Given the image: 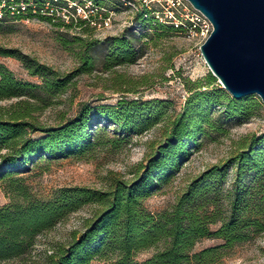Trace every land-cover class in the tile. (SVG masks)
I'll use <instances>...</instances> for the list:
<instances>
[{"label":"trees","instance_id":"1","mask_svg":"<svg viewBox=\"0 0 264 264\" xmlns=\"http://www.w3.org/2000/svg\"><path fill=\"white\" fill-rule=\"evenodd\" d=\"M3 1L7 6L28 5L24 14L12 16L6 11L3 17H38L84 33L91 27L87 19L66 23L45 14V0H0V5ZM92 1L103 7L102 0ZM56 5L68 4L60 0ZM153 12L145 8L138 16H145L157 28L167 27ZM72 43L78 46L80 64L70 73H61L18 49L0 47V58L19 60L27 73L40 81H21L0 62V101L16 99L9 107L0 108V181L12 199L0 207V262L26 255L39 235L88 205L96 206L92 217L68 244L48 257L49 264H216L237 245L264 233V132L242 143L224 163L193 178L170 209L154 214L144 204L190 159L201 138L227 135L222 120L247 119L263 107L254 96L233 99L214 85L217 78L211 74L187 87L191 94L184 107L164 126L163 140L149 144L146 161L133 168L131 179L111 172L106 189L68 186L55 189L47 200L33 196L22 173L37 160L90 161L97 148L118 150L129 143L130 134L140 135L165 120L161 101L121 97L115 105L83 104L74 117L57 126L33 121L36 112L68 92L76 77L95 70L92 52L99 44L108 50L103 61L108 72L136 62L127 30L103 41L74 37ZM72 43L65 41V48L72 51ZM104 124L115 126L113 135ZM204 239L219 243L195 251ZM150 250L154 252L149 258L137 259Z\"/></svg>","mask_w":264,"mask_h":264},{"label":"rangeland","instance_id":"2","mask_svg":"<svg viewBox=\"0 0 264 264\" xmlns=\"http://www.w3.org/2000/svg\"><path fill=\"white\" fill-rule=\"evenodd\" d=\"M68 1L67 4H74L73 0ZM102 1L103 8L108 11L103 13L110 18V24L91 26L87 33L79 29L57 27L38 17L0 19V47L18 49L61 73H70L80 64L76 57L78 46L72 43L74 37L103 41L127 30V36L137 53L135 63L119 66L108 72L103 68L108 50L99 44L92 52L95 70L91 74L76 77L68 92L55 99L54 104L36 112L33 121L46 126H57L74 117L83 104L115 105L121 97L161 101L165 120L140 135L130 134L129 143L118 150L97 148L94 159L90 161L75 158L37 160L34 165L29 166L28 171L22 173V177L29 192L40 199H50L54 190L59 187L106 189L107 177L111 172L131 179L133 168L146 161L150 152L149 144L163 140L164 126L184 107L191 94L187 87L212 75L201 55L200 47L206 41L201 33L173 31L169 23H166L167 27L160 29L147 21L145 16L142 19L138 16L148 7L151 10L160 9L155 0ZM76 2L80 4L84 1ZM55 22L58 23L59 20ZM65 41L72 43L69 46L72 51L65 48ZM0 62L19 80L40 82L37 77L27 73L19 60L2 57ZM214 85L222 87L218 79ZM204 89L206 88L200 90ZM14 102L16 99L0 101V108L9 107ZM215 115H218L217 111ZM222 123L228 129L227 135L213 134L210 138H201L193 146L190 159L181 165L167 184L159 185L146 199L144 204L149 211L157 214L170 209L193 178L213 165L224 163L239 151L242 143L253 135L263 133L264 105L250 118L225 119ZM103 126L109 135H113L115 126ZM11 200L5 184L0 181V207ZM95 209L94 205L82 208L51 231L39 235L34 248L26 255L0 264H49L48 257L68 244L74 233L83 230L85 222L92 217ZM217 243V240L204 239L198 243L195 251ZM153 252L154 250H150L142 253L137 259L143 261ZM216 264H264V233L254 235L250 240L237 245Z\"/></svg>","mask_w":264,"mask_h":264},{"label":"water","instance_id":"3","mask_svg":"<svg viewBox=\"0 0 264 264\" xmlns=\"http://www.w3.org/2000/svg\"><path fill=\"white\" fill-rule=\"evenodd\" d=\"M212 23L201 55L233 99L264 105V0H188Z\"/></svg>","mask_w":264,"mask_h":264},{"label":"built area","instance_id":"4","mask_svg":"<svg viewBox=\"0 0 264 264\" xmlns=\"http://www.w3.org/2000/svg\"><path fill=\"white\" fill-rule=\"evenodd\" d=\"M54 1V2H53ZM45 0V14L55 15L64 22L69 23L78 18L87 19L91 26L97 24L109 26L110 18L105 8L96 5L92 0H83V4L65 6L56 5L60 0ZM66 2H69L66 0ZM160 9L154 10L153 14L161 23H169L174 28L181 31H195L201 33L207 39L213 31V25L210 20L199 10L195 9L188 0H155ZM149 8V7H148ZM28 5L21 2L7 6L5 1L0 5V19L3 18L4 12L9 11L10 15L24 14L27 12ZM49 11V12H47ZM36 13V10H33ZM58 13V15H57ZM104 14V15H103Z\"/></svg>","mask_w":264,"mask_h":264}]
</instances>
